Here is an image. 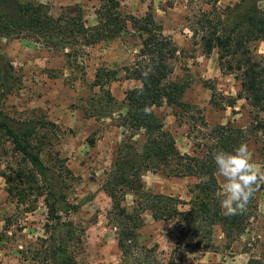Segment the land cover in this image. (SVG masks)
<instances>
[{"label": "trees", "instance_id": "1", "mask_svg": "<svg viewBox=\"0 0 264 264\" xmlns=\"http://www.w3.org/2000/svg\"><path fill=\"white\" fill-rule=\"evenodd\" d=\"M100 1L96 24L88 25L80 12L74 16L61 14L54 17L49 7L41 2L0 0V38H26L50 49L68 50L65 53L68 64H77L78 55L85 47L112 41L128 33L129 26L137 32L141 39L140 61L126 74L127 78L140 81V85L126 93V111L114 118L124 137L101 187L111 201L107 223L115 231L122 255L128 260L133 258V264H182L172 255L166 261H160L154 256L153 249L139 244L138 230L144 224L145 214L155 221L168 222L170 234L184 248L218 251L216 227L223 234L225 246L229 247L256 217V196L262 185L244 213L223 215L220 207L223 197L213 152L216 149L231 152L251 137L259 138L264 146V56L256 49V43L264 41V0H239L223 8L218 5L219 0H166L169 7L180 1L187 2L192 38H199L207 56L216 49L220 72L234 75L240 82V92L229 97H223L214 85H210L212 105L225 109L244 99L252 114L246 128L235 127L230 122L210 126L204 118H199L193 128L196 132L190 135L194 140L191 153L179 150L173 134L154 110L164 103L184 111L190 108L183 101L189 83L169 78L173 72L171 62L179 49L163 33L162 25L156 19L154 0H143L149 4L142 17L124 13L119 0ZM144 73H147L146 77ZM117 79V70L99 68L93 82L104 93L103 111L107 117L114 114L112 107L116 102L109 89L104 87ZM16 85L13 66L0 55V139L3 153L14 159L0 168V175L8 196L16 204V212L6 223L11 225L13 220L34 212L42 198L47 208V235L42 240L39 264H79L76 255L83 243L85 229L65 217L80 205L67 200L62 171L55 173L42 157L48 142L46 125L53 123L17 120L4 111V100ZM137 136L142 137L141 144L136 141ZM65 172L69 171L65 169ZM146 172L195 177L197 182L189 188V198L183 199L146 190L143 182ZM130 193L136 197L131 211L125 205ZM137 253L142 254V258L135 257ZM127 264L131 263L128 261ZM247 264H264V257H251Z\"/></svg>", "mask_w": 264, "mask_h": 264}, {"label": "rangeland", "instance_id": "2", "mask_svg": "<svg viewBox=\"0 0 264 264\" xmlns=\"http://www.w3.org/2000/svg\"><path fill=\"white\" fill-rule=\"evenodd\" d=\"M46 4L51 15H83L88 25L96 24V10L100 0H33ZM124 13L142 17L148 11V1L119 0ZM239 0H219L220 7L233 5ZM208 9V6L204 7ZM156 19L163 33L178 46L177 57L171 62V80L187 81L183 101L190 108L186 111L164 103L154 108L163 119L182 153H191L195 123L204 118L210 125L230 122L238 128L250 125L251 109L244 99L234 107L216 108L210 102V85H214L223 97L236 96L240 82L234 75H223L218 67V53L205 55L199 38L193 39L188 17L191 15L186 1L169 7L166 0H154ZM141 39L129 26V32L112 41L85 47L78 55V62L68 64L66 51L50 49L26 38H0V55L13 66L17 85L4 100L3 109L17 120H41L46 125L48 140L43 152L47 165L66 179L67 200L79 204V208L66 216L67 220L84 227L83 243L76 258L79 264H133L118 248L114 229L107 223V211L111 201L102 191L105 172L113 161L117 147L123 139L122 129L116 126L118 113L126 111V93L140 85V81L127 78L140 61ZM257 52L264 56V41L256 43ZM72 60V59H71ZM99 68L113 69L118 79L107 83L114 98V114L104 113V93L93 84ZM198 124V123H197ZM197 129V128H196ZM45 131V130H44ZM190 137V138H189ZM136 141L142 143V137ZM255 162L264 164V146L259 138L251 137L246 143ZM0 139V168L11 156L2 151ZM5 146L9 149L8 144ZM67 169L69 172H65ZM221 186L223 178L218 176ZM146 190L188 199L189 188L197 182L195 177H173L158 172H146L143 176ZM256 196V217L247 229L229 247L223 242V234L215 228L218 251H193L178 245L169 232L170 224L155 221L144 215V224L138 230L139 244L154 250V256L166 261L171 255L182 264H247L251 257H264V184ZM135 195L126 197L129 211L134 206ZM16 212V204L6 191L0 175V264H39L42 258V240L46 237L47 208L43 199L34 212L6 223ZM137 253L135 257L142 258Z\"/></svg>", "mask_w": 264, "mask_h": 264}, {"label": "clouds", "instance_id": "3", "mask_svg": "<svg viewBox=\"0 0 264 264\" xmlns=\"http://www.w3.org/2000/svg\"><path fill=\"white\" fill-rule=\"evenodd\" d=\"M145 77L147 73L143 74ZM216 174L223 178L220 207L225 216L242 214L254 193L264 184V164L253 161L246 143L231 152H213Z\"/></svg>", "mask_w": 264, "mask_h": 264}]
</instances>
